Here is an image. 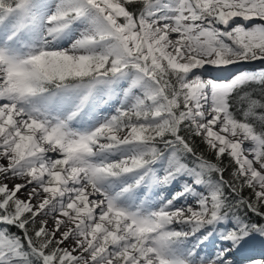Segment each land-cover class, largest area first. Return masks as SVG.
<instances>
[{"label":"snow or ice","instance_id":"obj_1","mask_svg":"<svg viewBox=\"0 0 264 264\" xmlns=\"http://www.w3.org/2000/svg\"><path fill=\"white\" fill-rule=\"evenodd\" d=\"M253 235L264 0H0V264H237Z\"/></svg>","mask_w":264,"mask_h":264},{"label":"bare ground","instance_id":"obj_2","mask_svg":"<svg viewBox=\"0 0 264 264\" xmlns=\"http://www.w3.org/2000/svg\"><path fill=\"white\" fill-rule=\"evenodd\" d=\"M212 74H215L213 72ZM216 243L215 240H213L211 243H209L206 247L207 250L210 252H214V244ZM229 245L225 244L224 247H228ZM262 250H264V242L259 241V240H253V239H248L245 241L244 246L240 249L238 252H234L233 258L237 261H244V257L249 254H256L258 255Z\"/></svg>","mask_w":264,"mask_h":264},{"label":"trees","instance_id":"obj_3","mask_svg":"<svg viewBox=\"0 0 264 264\" xmlns=\"http://www.w3.org/2000/svg\"><path fill=\"white\" fill-rule=\"evenodd\" d=\"M245 90H250V89H245ZM195 144H196V146H197V150H198V151H199V150H202V145H200L199 140H196V141H195ZM225 165H227V160H225ZM229 175H230V170L225 172V179L229 178ZM244 195L247 196V195H248V192L245 191V192H244ZM249 215H250V218H251L252 220H254V221H258V222H259V218H258V217L252 216L251 214H249ZM10 231H12V232H17L18 230L15 229V228H12V229H10Z\"/></svg>","mask_w":264,"mask_h":264},{"label":"rangeland","instance_id":"obj_4","mask_svg":"<svg viewBox=\"0 0 264 264\" xmlns=\"http://www.w3.org/2000/svg\"><path fill=\"white\" fill-rule=\"evenodd\" d=\"M242 67H248V68H257V67H259V65L258 64H251V65H242ZM213 75H218V73H215V74H213ZM251 239H253V240H259V241H262V242H264V238H261L259 235H253L252 237H251ZM236 262H237V264H244V261H237L236 260Z\"/></svg>","mask_w":264,"mask_h":264}]
</instances>
